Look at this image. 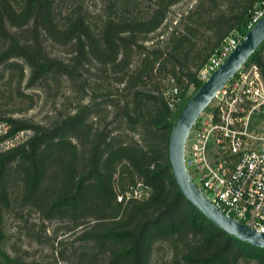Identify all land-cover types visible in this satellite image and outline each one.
<instances>
[{
    "label": "trees",
    "instance_id": "obj_1",
    "mask_svg": "<svg viewBox=\"0 0 264 264\" xmlns=\"http://www.w3.org/2000/svg\"><path fill=\"white\" fill-rule=\"evenodd\" d=\"M66 1L0 0V93L33 101L24 89L59 92L63 78L74 92L46 124L7 118L0 103V121L34 132L0 154V264H155L161 246L170 256L156 264H264V248L185 198L169 160L178 116L170 86L182 110L204 82L199 71L228 37H244L261 0H198L175 24L169 16L184 0H101L100 15L85 0L64 13ZM48 40L67 58L53 56ZM250 64L264 81V42ZM139 188L149 195L118 201ZM10 214L39 257L7 251Z\"/></svg>",
    "mask_w": 264,
    "mask_h": 264
},
{
    "label": "built area",
    "instance_id": "obj_2",
    "mask_svg": "<svg viewBox=\"0 0 264 264\" xmlns=\"http://www.w3.org/2000/svg\"><path fill=\"white\" fill-rule=\"evenodd\" d=\"M264 16V0L252 11L250 30ZM242 37H228L199 71L206 81L238 46ZM178 87L170 92V107L182 101ZM264 115V81L256 64L243 67L225 85L191 131L186 165L197 186L228 216L264 233V132L254 130L253 119ZM31 129L14 130L0 121V154L27 143ZM191 142L188 149V144ZM195 177V178H194ZM143 188L120 195L118 201L148 196Z\"/></svg>",
    "mask_w": 264,
    "mask_h": 264
},
{
    "label": "water",
    "instance_id": "obj_3",
    "mask_svg": "<svg viewBox=\"0 0 264 264\" xmlns=\"http://www.w3.org/2000/svg\"><path fill=\"white\" fill-rule=\"evenodd\" d=\"M264 42V16L244 35L222 65L202 83L178 114L169 139V160L183 195L211 222L245 243L264 248V233L218 209L192 179L186 165V144L198 119L218 93L245 66Z\"/></svg>",
    "mask_w": 264,
    "mask_h": 264
},
{
    "label": "rangeland",
    "instance_id": "obj_4",
    "mask_svg": "<svg viewBox=\"0 0 264 264\" xmlns=\"http://www.w3.org/2000/svg\"><path fill=\"white\" fill-rule=\"evenodd\" d=\"M198 0H184L182 3L174 6L172 12L169 16L171 20L176 21L179 19L181 14L192 8ZM77 0H67L65 3H62V10L64 13L71 11L72 8L77 4ZM85 9L88 10L91 14H102L104 3L101 0H85ZM168 28L163 27L157 33L150 35L151 39L156 40L157 37H160L161 34L166 35ZM150 43V42H149ZM46 46H48V51L53 56H58L61 58H67L68 50L62 46L53 44L51 41H46ZM6 79L3 81L5 82ZM1 82L0 84H3ZM53 89L48 91L42 87H36L34 89H24V92L33 97L32 100L28 99H19L14 97L9 99V93H0L1 100L0 103L3 106V109L6 111L7 118L22 119L29 123L34 124H46V122L55 114L56 109L68 108L71 107V104L74 102V92L71 88L69 81L66 78H63L62 87L58 92L57 89L52 86ZM175 85L170 86L169 91L171 92ZM25 88V84H24ZM3 89V88H2ZM194 93L193 87L189 89L186 97L191 96ZM185 97V99H186ZM181 103V102H180ZM180 103L174 109V116H177L181 110ZM211 108V105L207 110ZM206 110V111H207ZM254 130L257 132H264V115H257L253 119ZM191 142L188 144V149ZM195 178V177H194ZM196 183L201 186V183L198 178H195ZM56 227L55 223H51L49 228L53 230ZM6 231L8 234L7 240V251L11 254L14 253V250L17 247L30 250L32 255L39 257L43 250L41 247H38L37 244L20 232L19 223L17 222L14 215L6 216ZM47 248V247H46ZM162 251L154 256V262L159 263L162 260L169 258L168 248L164 249L162 246ZM45 250V248H44Z\"/></svg>",
    "mask_w": 264,
    "mask_h": 264
}]
</instances>
